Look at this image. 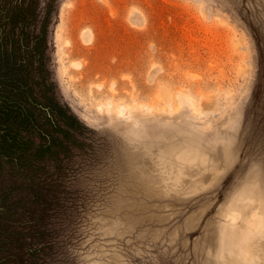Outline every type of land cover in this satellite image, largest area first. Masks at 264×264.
<instances>
[{
    "label": "rangeland",
    "instance_id": "obj_1",
    "mask_svg": "<svg viewBox=\"0 0 264 264\" xmlns=\"http://www.w3.org/2000/svg\"><path fill=\"white\" fill-rule=\"evenodd\" d=\"M53 42L91 130L42 168L49 264H264V0H64Z\"/></svg>",
    "mask_w": 264,
    "mask_h": 264
},
{
    "label": "trees",
    "instance_id": "obj_2",
    "mask_svg": "<svg viewBox=\"0 0 264 264\" xmlns=\"http://www.w3.org/2000/svg\"><path fill=\"white\" fill-rule=\"evenodd\" d=\"M63 1L0 0V170L6 160L20 165L11 176L18 182L0 183V264H49L46 200H53L56 183L42 168L49 163L60 176L54 169L91 130L56 77L53 32ZM257 72L255 88L263 86L262 51Z\"/></svg>",
    "mask_w": 264,
    "mask_h": 264
},
{
    "label": "bare ground",
    "instance_id": "obj_3",
    "mask_svg": "<svg viewBox=\"0 0 264 264\" xmlns=\"http://www.w3.org/2000/svg\"><path fill=\"white\" fill-rule=\"evenodd\" d=\"M148 108H149V107H148ZM123 110H124V107L122 106V107L119 108V111H118V112H119V113H122ZM255 215H256V214H255ZM231 217H232V216H231ZM261 218H262V217H259L258 215H257V217H256V216L253 217V219H252L251 221L249 220V221L247 222V228L250 229V230L256 228L260 223H262ZM234 219H236V215H233L232 220H234Z\"/></svg>",
    "mask_w": 264,
    "mask_h": 264
}]
</instances>
